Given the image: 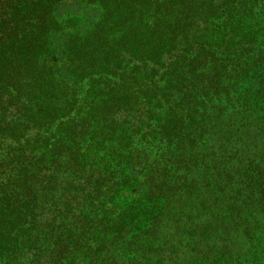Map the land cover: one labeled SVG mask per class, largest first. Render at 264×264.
Here are the masks:
<instances>
[{
  "label": "trees",
  "instance_id": "trees-1",
  "mask_svg": "<svg viewBox=\"0 0 264 264\" xmlns=\"http://www.w3.org/2000/svg\"><path fill=\"white\" fill-rule=\"evenodd\" d=\"M0 264H264V0H0Z\"/></svg>",
  "mask_w": 264,
  "mask_h": 264
}]
</instances>
